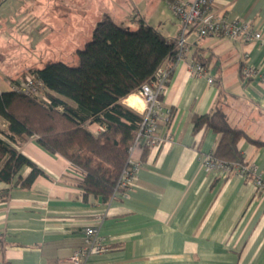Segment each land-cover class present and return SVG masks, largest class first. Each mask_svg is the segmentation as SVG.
I'll use <instances>...</instances> for the list:
<instances>
[{"label":"crops","instance_id":"1","mask_svg":"<svg viewBox=\"0 0 264 264\" xmlns=\"http://www.w3.org/2000/svg\"><path fill=\"white\" fill-rule=\"evenodd\" d=\"M160 3L168 15L169 1ZM213 11L247 21L263 40L188 33L186 58L175 63L162 100L174 112L170 122L159 124L158 134L167 140L154 148H134L131 160L139 166L125 196L85 201L68 160L35 138L17 147L44 176L28 189L15 185L17 179L0 182V264H72L92 226L98 227L105 250L87 264H264V193L239 174L225 178L206 171L204 158L215 151L220 136L205 128L195 133L192 122L193 115L220 110L231 126L264 142V81L242 75L245 66L264 71V0H214ZM26 13L21 22L29 21ZM148 23L169 38L180 37L177 18L170 17L166 32ZM6 28L0 19L3 42ZM194 53L203 55L213 85L189 72ZM0 62L5 69L4 59ZM31 69L7 76L10 89L0 86V93L12 90ZM6 128L0 117V131ZM89 129L103 130L95 124ZM238 149L254 166V175L264 178V145L243 138ZM30 172L25 166L19 175L26 178Z\"/></svg>","mask_w":264,"mask_h":264},{"label":"trees","instance_id":"2","mask_svg":"<svg viewBox=\"0 0 264 264\" xmlns=\"http://www.w3.org/2000/svg\"><path fill=\"white\" fill-rule=\"evenodd\" d=\"M4 1L0 0V5ZM133 21L138 23L136 30L123 27L108 16L96 25L85 47L77 51V66L49 63L23 76L40 82L41 93L51 104L15 90L0 93V117L7 124L6 130L0 131L1 183L12 184L17 179L15 185L28 189L39 176H44L17 148L35 138L47 151L69 161L85 201L94 197L107 202L124 193L119 183L123 172L132 168L131 148L142 122L141 116L124 101L138 94L144 85L155 82L162 67L172 69L171 77L182 38V29L179 38H169L142 15L135 16ZM188 33L184 36V58ZM192 62L207 70L203 55L194 53ZM192 122L195 133L205 128L220 136L212 155L232 166L228 178L238 174L237 165H251L238 149L241 139L259 147L264 145L231 126L220 110L193 115ZM94 124L103 128L99 134L89 129ZM25 166L31 172L23 178L19 174ZM245 176L247 180L256 178L252 171Z\"/></svg>","mask_w":264,"mask_h":264},{"label":"rangeland","instance_id":"3","mask_svg":"<svg viewBox=\"0 0 264 264\" xmlns=\"http://www.w3.org/2000/svg\"><path fill=\"white\" fill-rule=\"evenodd\" d=\"M157 2L159 0L5 1L0 6V19L7 24L6 41H2L3 37L0 40V59H4L6 68L3 69L0 62V86L10 89L11 79L7 76L17 75L22 68L38 69L56 62L77 66V51L85 47L96 25L108 16L119 25L136 30L138 23L133 19L142 15L166 32L170 17L171 20L176 17L171 11L167 15L166 7ZM20 6L29 8L20 12ZM27 11L29 21L21 22ZM31 33H35V38H30ZM28 38L29 41L23 40Z\"/></svg>","mask_w":264,"mask_h":264},{"label":"built area","instance_id":"4","mask_svg":"<svg viewBox=\"0 0 264 264\" xmlns=\"http://www.w3.org/2000/svg\"><path fill=\"white\" fill-rule=\"evenodd\" d=\"M170 8L174 15L179 18L181 22V41L179 43L180 53L179 60L184 58V36L189 31L196 32L199 36H216L225 37L230 39L241 38L248 42L262 41L263 36L259 30H256L253 25L247 21L239 18H231L226 15H219L213 11L214 0H168ZM189 72L198 77L206 76L208 83L213 85L215 79L207 76V70L200 64L189 63ZM172 69L168 67H162L159 69L156 80L152 84L144 85L138 92L137 96L141 99V108L135 105H130L127 99L126 105L136 110L141 118V126L135 143L131 148V153L134 148L141 146L143 148H154L167 139L161 137L158 134L159 124L162 121L168 122L169 117L172 115L170 109L164 107L163 102L160 100V96L164 95L166 88L170 80V74ZM242 75L245 80L253 77L259 78L264 81V71H258L255 67L245 66L242 69ZM13 90L23 92L29 95L41 97L43 101L51 104L49 98L41 94V88L43 85L36 81L31 76H27L23 81L12 86ZM129 163L132 166L131 170L126 169L120 180V186L125 189L124 193H118V195L125 196L129 191L135 173L139 165H135L131 160V154ZM204 167L206 171L214 173L216 177H228L232 171V166L217 161L212 154L207 155L204 158ZM72 170L74 168L70 167ZM236 170L238 174L246 177V172L252 171L254 174V166L251 165H237ZM254 185L258 194L264 193V178L255 176ZM105 250L103 244V238L99 235L98 227H87L84 235V245L76 250L69 262L72 264H87V260L90 256L102 253Z\"/></svg>","mask_w":264,"mask_h":264},{"label":"bare ground","instance_id":"5","mask_svg":"<svg viewBox=\"0 0 264 264\" xmlns=\"http://www.w3.org/2000/svg\"><path fill=\"white\" fill-rule=\"evenodd\" d=\"M128 103H129L130 105H135V106H138V107H140V108H141V106H142V102H141V100H140L138 97H132V98L128 101Z\"/></svg>","mask_w":264,"mask_h":264}]
</instances>
